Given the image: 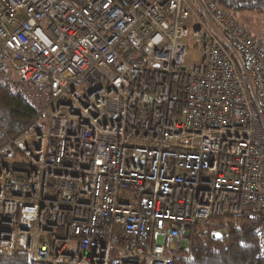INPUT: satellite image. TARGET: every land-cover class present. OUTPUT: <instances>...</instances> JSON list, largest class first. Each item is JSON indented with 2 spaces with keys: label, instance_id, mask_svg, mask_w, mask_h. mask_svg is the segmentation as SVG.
Here are the masks:
<instances>
[{
  "label": "built area",
  "instance_id": "1",
  "mask_svg": "<svg viewBox=\"0 0 264 264\" xmlns=\"http://www.w3.org/2000/svg\"><path fill=\"white\" fill-rule=\"evenodd\" d=\"M3 73L34 118L0 145L1 256L172 264L196 225L239 217L264 258V47L227 12L0 0Z\"/></svg>",
  "mask_w": 264,
  "mask_h": 264
},
{
  "label": "trees",
  "instance_id": "2",
  "mask_svg": "<svg viewBox=\"0 0 264 264\" xmlns=\"http://www.w3.org/2000/svg\"><path fill=\"white\" fill-rule=\"evenodd\" d=\"M210 1L222 11L234 15L240 12L264 13V0ZM7 78V74H0V145L5 137H12L27 126L33 127L34 118L32 109L9 93L5 85ZM217 222L226 223L227 231L216 234V228L205 222L196 225L187 238L186 248L173 254L172 264H264L253 235L255 224L252 221L235 217ZM219 235L222 241L218 240ZM0 264L43 263L32 262L25 254L17 253L0 255Z\"/></svg>",
  "mask_w": 264,
  "mask_h": 264
},
{
  "label": "rangeland",
  "instance_id": "3",
  "mask_svg": "<svg viewBox=\"0 0 264 264\" xmlns=\"http://www.w3.org/2000/svg\"><path fill=\"white\" fill-rule=\"evenodd\" d=\"M228 14L233 16V18L248 33L250 37H252L264 47V13L257 14L251 12H240L234 15L228 12ZM199 62L200 50L189 44L185 59L186 65L191 66Z\"/></svg>",
  "mask_w": 264,
  "mask_h": 264
}]
</instances>
